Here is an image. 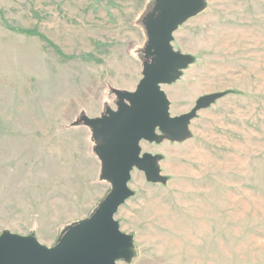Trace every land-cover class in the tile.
<instances>
[{
  "label": "rangeland",
  "instance_id": "obj_1",
  "mask_svg": "<svg viewBox=\"0 0 264 264\" xmlns=\"http://www.w3.org/2000/svg\"><path fill=\"white\" fill-rule=\"evenodd\" d=\"M151 2L0 0V234L53 247L106 196L81 118L116 111L143 78ZM202 3L173 33L188 63L160 88L171 117L215 100L187 139L141 142L165 182L132 171L120 264H264V0Z\"/></svg>",
  "mask_w": 264,
  "mask_h": 264
},
{
  "label": "water",
  "instance_id": "obj_2",
  "mask_svg": "<svg viewBox=\"0 0 264 264\" xmlns=\"http://www.w3.org/2000/svg\"><path fill=\"white\" fill-rule=\"evenodd\" d=\"M202 9V0H155L144 21L146 60L135 91L116 92V111L107 110L97 119L81 118L97 138L101 178L109 182V192L87 219L65 229L53 247L44 246L32 235L1 233L0 264H120L132 259L133 237L121 232L115 220L118 209L134 195L129 188L131 173L137 169L148 182H165L159 157L142 154L141 142L187 139L197 111L215 100L214 96L201 98L189 113L171 117L160 88L176 80L189 59L173 50V33Z\"/></svg>",
  "mask_w": 264,
  "mask_h": 264
},
{
  "label": "trees",
  "instance_id": "obj_3",
  "mask_svg": "<svg viewBox=\"0 0 264 264\" xmlns=\"http://www.w3.org/2000/svg\"><path fill=\"white\" fill-rule=\"evenodd\" d=\"M154 3H155V0H152V2L150 3V6H149V10L148 11H151L152 10V8H153V6H154ZM110 190V189H109ZM109 190H108V192H109ZM107 192V193H108Z\"/></svg>",
  "mask_w": 264,
  "mask_h": 264
}]
</instances>
